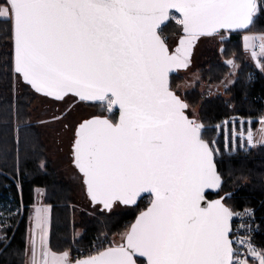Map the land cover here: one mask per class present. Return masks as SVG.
Wrapping results in <instances>:
<instances>
[{"label": "snow or ice", "instance_id": "1", "mask_svg": "<svg viewBox=\"0 0 264 264\" xmlns=\"http://www.w3.org/2000/svg\"><path fill=\"white\" fill-rule=\"evenodd\" d=\"M172 9L184 33L175 53L158 34ZM260 14L264 0L0 2V32L11 41L17 82L57 100L73 94L110 113L118 109V118L83 120L76 133L75 164L97 210L110 213L150 197L119 243L86 258L53 251L46 243L48 209L35 210L25 264H264V246L254 243L251 229L246 240L233 238L242 231L232 224L239 213L224 197L207 200L206 190L223 191L226 183L218 149L169 82L173 70L189 66L199 38L223 40V30L245 32L243 46L264 71V32H251ZM247 144L255 146L250 127ZM8 242L6 232L0 235V243Z\"/></svg>", "mask_w": 264, "mask_h": 264}, {"label": "trees", "instance_id": "2", "mask_svg": "<svg viewBox=\"0 0 264 264\" xmlns=\"http://www.w3.org/2000/svg\"><path fill=\"white\" fill-rule=\"evenodd\" d=\"M181 31L180 25L170 21L159 33L168 43V37ZM251 32H264V14L258 16ZM239 35H232L223 53L234 55L239 65L236 83L225 92L227 96L211 98L203 91L205 86L220 85L229 72L217 48L209 47L202 55L199 68L201 80L195 89L182 95L178 89L184 81L183 76H173L170 81L172 89L189 105V117L192 109H198L197 119L206 127L233 114L264 115V71H257L247 60V51L243 50ZM11 54V41L0 32V171L11 177L0 174V202L10 198L19 209V213L9 219L10 225L1 231L2 235L7 233L9 242L0 243V264H25V241L30 229L33 234L32 215L34 206L41 204L40 201L51 208L49 247L53 251H68L73 243L74 231H82V235L77 238L81 248L90 246L99 235L123 233L139 212L146 209L149 199L142 200L128 212L117 214L100 211L93 216L78 209L72 185L55 171L53 162L47 156L44 131L31 123L37 94L26 85L22 91H17L16 80L11 72ZM251 71L257 72H254L255 77L249 82ZM93 106L99 108L100 105ZM101 113L105 115L104 110ZM111 118L117 117L113 115ZM28 132L31 134L28 135ZM202 135L210 142L213 131L206 130ZM217 166L226 181L220 195L232 193L226 199L227 204L235 213L248 208L256 209L264 224V146L258 147L248 156L219 160ZM16 182L20 183L21 191ZM40 190L43 192L42 200L39 198ZM208 197L213 199L216 196ZM74 220H77L76 224ZM261 228L262 232L255 241L259 246H264V225Z\"/></svg>", "mask_w": 264, "mask_h": 264}, {"label": "rangeland", "instance_id": "3", "mask_svg": "<svg viewBox=\"0 0 264 264\" xmlns=\"http://www.w3.org/2000/svg\"><path fill=\"white\" fill-rule=\"evenodd\" d=\"M2 2V0H1ZM178 15L172 14L171 21L172 23H175L176 25H179L177 22ZM255 33V32H253ZM234 34L230 33H224V39L221 40L219 36H216L214 38H208L204 37L199 39V42L197 43L196 47L193 50V54L191 55V65L189 69L185 72L180 73L179 75L183 76L184 81L179 87L180 94L184 95V93L192 91L195 89L196 84L198 81L201 80L200 75V69L201 68V62H202V55H205L207 52V49L209 47L217 48L218 52L222 54V61L226 68H228L229 72L227 77H225L220 85L214 84L210 86H205L203 91H206L207 97L216 98L219 95L223 96L225 95V92L229 88H231L236 83V77L238 74V69H233L227 61L234 60V55L223 54L225 51V46L228 40H230ZM245 33L240 34L239 38L242 40ZM181 36V33L176 34L172 37H168V45L171 47L175 46L178 42V38ZM243 42V40L241 41ZM258 44V41H257ZM230 49V48H229ZM243 50H246L243 46ZM247 52V60L250 61L254 67H256L257 71H261L260 68L257 66L256 62L254 61L252 55H251V49L246 50ZM262 62H264V57H260ZM235 61V60H234ZM237 64V62H236ZM238 65V64H237ZM239 66V65H238ZM257 71H251L249 73V79L248 81L251 82L253 77H255V73ZM17 91H22L24 88V83L22 81L15 82ZM32 91V90H31ZM227 96V95H225ZM94 104L85 103V102H79L74 97H68L65 100L61 102L53 101L48 98L36 95L34 104H33V111L34 114L31 118V123L37 124L38 127L42 131H44V142L47 147V156L51 159L53 162V167L55 171L64 179L70 182L72 185L74 191H75V199L78 209L81 210V212L92 214L95 216L100 211L97 210V207H92L90 201L87 199V196L85 194L84 185L82 182V177L79 175L77 170L72 165V145L73 141L75 139V130L78 124H80L83 120L91 118L93 116H97V114L100 113V111L104 110V106L100 104L99 108H96L93 106ZM198 109H192L190 113V118L195 119L198 122ZM105 112V110H104ZM110 116L116 115L114 111L111 113L109 112ZM201 123V122H200ZM210 127H206L204 125V130H211ZM257 134L259 137V147L264 146V123L258 125L256 127ZM28 135L31 133L28 132ZM41 196L39 195V198ZM42 200V197L40 198ZM41 204L36 206L34 208V212L37 209L45 208L47 206H44L42 204V201H40ZM48 209V216H49V225H48V232L46 237V243L49 246V226H50V207H47ZM130 208L119 206L115 208L111 213L117 214V213H124L128 212ZM22 210V209H21ZM20 210V211H21ZM102 212V211H101ZM19 213V209L14 205L12 202V199L8 198L6 201L0 202V235H2L1 231L5 226H9L10 222L9 219L12 216H15ZM105 213V212H103ZM110 214V213H109ZM34 216V213L32 215V218ZM77 220H74V224H76ZM79 221V220H78ZM36 234L35 226H34V219H33V235ZM82 235V231H74L73 232V243L71 248L68 250L70 252H74L76 248H81L77 244V238H79ZM99 238H103L106 240H109L115 243L120 242V234L117 235H108L103 234L99 235ZM70 252V253H71Z\"/></svg>", "mask_w": 264, "mask_h": 264}, {"label": "built area", "instance_id": "4", "mask_svg": "<svg viewBox=\"0 0 264 264\" xmlns=\"http://www.w3.org/2000/svg\"><path fill=\"white\" fill-rule=\"evenodd\" d=\"M105 112L109 117V112L107 110H105ZM261 117L262 116H241V114H233L212 125L210 129L213 131V136L211 137L210 143L214 148L218 149L215 155L216 161L224 158L241 157L243 155L248 156L253 151H256L259 147L256 127L264 123V121H261ZM249 127L252 130L253 143L255 146L247 144V131ZM202 130H204V128ZM226 133L228 135L227 143L225 140ZM233 137H235V139H233ZM249 211L254 212V216L251 218L247 215ZM236 213H239V216H234L233 218V229L234 232H236L237 228L242 225V231L237 232L233 238L246 240L248 238L247 232L251 229V238L254 243L259 246L255 240L262 232L261 227L264 225L262 222L263 218L259 217L257 210L254 208L240 210ZM110 243L111 241L98 237L90 246L86 248H76L74 252L70 250V254L75 258H86L88 255L95 254V251L101 245L108 246ZM237 247L243 250L244 246L238 243Z\"/></svg>", "mask_w": 264, "mask_h": 264}, {"label": "water", "instance_id": "5", "mask_svg": "<svg viewBox=\"0 0 264 264\" xmlns=\"http://www.w3.org/2000/svg\"><path fill=\"white\" fill-rule=\"evenodd\" d=\"M172 14H175V15H180L179 13H178V11L177 10H175V9H172V10H170V15H169V19L168 20H166V21H164L162 24H161V26H160V28L158 29V34L160 35V38L164 41V43L168 46V48H169V51L170 52H172V50H171V47L168 45V43L165 41V39L161 36V33H159L163 28H165L169 23H170V19H171V17H172ZM224 31V33H230V34H243V33H245V32H243V31H240V30H231V31H229V30H223ZM184 36V33H183V31H181V36H180V39H179V41L181 40V38ZM201 38H204V37H201ZM201 38H199V39H201ZM199 39H198V41H199ZM198 41L197 42H195V44L193 45V47H192V50H191V52H190V55H189V66L187 67V68H184V69H177V70H173L170 74H169V82L170 81H172V77L173 76H176V75H179L180 73H182V72H185V71H187L188 69H189V67H190V65H191V55L193 54V50H194V48L196 47V43H198ZM172 53H174V52H172ZM23 82V81H22ZM24 83V82H23ZM26 86H28L31 90H32V92H34L35 94H37V95H39V96H42V97H45V98H48V99H50V100H53V101H57V102H61V101H63V100H65L66 98H68V97H74V98H76V100L77 101H79V102H85V103H90V104H98L97 102H88V101H81L78 97H75L73 94H69V95H67V96H65L63 99H61V100H57V99H55V98H50V97H47V96H45L44 94H41V93H37L34 89H32L29 85H27L26 83H24ZM170 85H171V82H170ZM177 94V93H176ZM177 95H179V94H177ZM180 96V95H179ZM181 98H182V96H180ZM183 99V98H182ZM184 100V99H183ZM186 102V101H185ZM187 103V102H186ZM188 110H189V108L186 110V114L188 115ZM115 112H116V114H117V118H118V109L117 110H115ZM189 116V115H188ZM94 117V116H93ZM92 118V117H91ZM91 118H88V119H91ZM190 118V117H189ZM78 126H79V124L77 125V127H76V130H75V139H74V142H73V145H72V165H73V167L77 170V172L79 173V175L82 177V173H80L79 172V170H78V168H77V166H76V164H75V160H74V144H75V140H76V133H77V130H78ZM218 167V166H217ZM82 182H83V178H82ZM83 185H84V189H85V194H86V196H87V199L90 201V203H91V205H92V207H97L92 201H91V199H90V196L88 195V193H87V190H86V185L84 184V182H83ZM220 191L221 190H219V189H208V190H206V193H207V200H213V199H219V198H221V197H224L225 198V200L227 199V198H229V197H231L232 196V193H225V194H223V195H220ZM209 195H213V196H216L215 198H213V199H210L208 196ZM220 195V196H219ZM146 198H148V199H150V197L148 196V194H143L142 195V197L140 198V199H138V201H137V204L136 205H133V206H123V205H121L122 207H127V208H134V207H137L139 204H140V202L142 201V200H144V199H146ZM148 205H149V203H148ZM148 206H146V208H147ZM114 210V209H113ZM105 213H108L109 214V212H105ZM111 213V212H110ZM139 215V214H138ZM137 215V216H138ZM136 216V217H137ZM136 219V218H135ZM135 219H134V221H133V223L135 222ZM235 239V238H234ZM141 260L143 259V258H140Z\"/></svg>", "mask_w": 264, "mask_h": 264}, {"label": "crops", "instance_id": "6", "mask_svg": "<svg viewBox=\"0 0 264 264\" xmlns=\"http://www.w3.org/2000/svg\"><path fill=\"white\" fill-rule=\"evenodd\" d=\"M264 116V115H263ZM258 140H259V137H258ZM0 174L1 175H3V176H6V177H9V178H11L7 173H5V172H2V171H0ZM17 183V186H18V189L21 191V185H20V183H18V182H16ZM39 195L42 197V195H43V192L40 190L39 191ZM38 206V205H37ZM36 206H34V208H35Z\"/></svg>", "mask_w": 264, "mask_h": 264}, {"label": "flooded vegetation", "instance_id": "7", "mask_svg": "<svg viewBox=\"0 0 264 264\" xmlns=\"http://www.w3.org/2000/svg\"><path fill=\"white\" fill-rule=\"evenodd\" d=\"M179 39H180V37L178 38V42H177V44H175V46L171 47V46L169 45V46L171 47L172 52H174V53H175L177 47H179V43H180ZM97 116H103L102 113H101V111H100L99 114H97ZM73 142H74V141H73Z\"/></svg>", "mask_w": 264, "mask_h": 264}]
</instances>
